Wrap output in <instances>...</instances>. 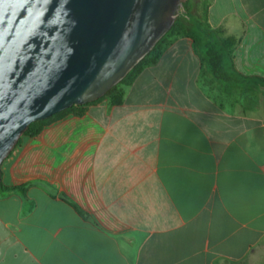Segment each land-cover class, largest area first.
<instances>
[{"label": "crops", "instance_id": "crops-1", "mask_svg": "<svg viewBox=\"0 0 264 264\" xmlns=\"http://www.w3.org/2000/svg\"><path fill=\"white\" fill-rule=\"evenodd\" d=\"M232 19L236 69L264 78V0H214ZM121 90L2 163L0 264H264V88L212 89L182 36Z\"/></svg>", "mask_w": 264, "mask_h": 264}, {"label": "water", "instance_id": "water-1", "mask_svg": "<svg viewBox=\"0 0 264 264\" xmlns=\"http://www.w3.org/2000/svg\"><path fill=\"white\" fill-rule=\"evenodd\" d=\"M188 0H0V173L27 129L105 96Z\"/></svg>", "mask_w": 264, "mask_h": 264}, {"label": "trees", "instance_id": "trees-1", "mask_svg": "<svg viewBox=\"0 0 264 264\" xmlns=\"http://www.w3.org/2000/svg\"><path fill=\"white\" fill-rule=\"evenodd\" d=\"M213 1L201 0V8L197 17L187 18L186 15L191 11L192 2V0H188L185 9L177 14L172 28L152 52L144 57L125 79L103 97L114 96V102L121 101L123 99L122 87L132 85L144 69L155 65L159 61L164 49L169 44L182 36L189 37L194 41L196 52L202 62V78L212 89L215 86L231 90L264 88V78L246 76L236 69L235 54L242 38L230 35L224 27L213 28L209 24L208 13ZM183 18H186L187 24L181 21ZM49 121L50 119L33 123L27 129L25 135H38ZM10 192H13V190H8L3 186L0 173V196L7 195Z\"/></svg>", "mask_w": 264, "mask_h": 264}, {"label": "rangeland", "instance_id": "rangeland-1", "mask_svg": "<svg viewBox=\"0 0 264 264\" xmlns=\"http://www.w3.org/2000/svg\"><path fill=\"white\" fill-rule=\"evenodd\" d=\"M200 8H201V0H192L191 11L189 13H187V15H186L187 18L197 17ZM181 21L183 23H186V24L188 22L186 20V18L181 19ZM231 22L233 23V26L236 29L235 33H233V34L235 36H239L241 27H240L238 21L232 19Z\"/></svg>", "mask_w": 264, "mask_h": 264}]
</instances>
